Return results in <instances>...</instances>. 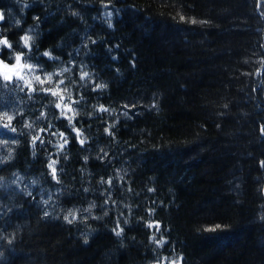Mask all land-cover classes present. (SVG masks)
<instances>
[{"label": "trees", "instance_id": "16d2710c", "mask_svg": "<svg viewBox=\"0 0 264 264\" xmlns=\"http://www.w3.org/2000/svg\"><path fill=\"white\" fill-rule=\"evenodd\" d=\"M259 12L264 0H0L13 44L0 58L23 52L34 70V91L15 75L0 87L16 128L0 118V264H264Z\"/></svg>", "mask_w": 264, "mask_h": 264}, {"label": "snow or ice", "instance_id": "6c2138e0", "mask_svg": "<svg viewBox=\"0 0 264 264\" xmlns=\"http://www.w3.org/2000/svg\"><path fill=\"white\" fill-rule=\"evenodd\" d=\"M105 7H107V5H105ZM262 15H264V12L261 13ZM4 19V14L0 13V21H2ZM181 20H184L185 17L183 15L180 16ZM20 21L17 20L16 24H19ZM191 23L195 24L197 23V21L195 19L191 20ZM199 23H207L206 21H199ZM33 37L30 35H25L21 37V40L23 41V44L25 47L29 46V41L32 40ZM3 49H9L12 50L13 49V44L9 41V39L7 38V36L4 35H0V57H2L3 55ZM44 56L49 57L50 59H56L53 58L50 54V52H44L43 53ZM24 56L23 52H17L15 53V64H10V62H6L3 58H0V77H2V79L6 82L4 85H0V87H7L9 83L12 82V77L13 75L16 76V78L18 80H23L24 77L20 75V72L18 71V69H23V68H28V69H32L33 65L31 64H22L21 60L22 57ZM65 71H68V69H65ZM89 74L87 72L82 73L81 75V79L83 80L85 77H87ZM35 79L37 81H39L41 84L45 83V80H41V78L39 76H36ZM46 80L50 81L51 80V76H48L46 78ZM26 84H28V90L34 91V89H32L31 84L28 81H25ZM60 83H63V81H60ZM107 85L104 84H97L96 88H104ZM21 91H23V89H21ZM44 91L46 92H51L52 96H59L60 100L63 101L64 97L62 95H60V92L57 90H53V89H44ZM125 107H127V105H125ZM152 108H156V104H153L151 106ZM56 108H61V103H57L56 104ZM64 110H66L67 112H72L73 109L68 105V104H64L63 105ZM100 111H108V109L103 108V106H101ZM43 115V113L41 114ZM61 115H64V112L62 111ZM124 116L128 117V113L125 112ZM0 118H6L8 120L9 123L4 124L3 127L4 128H9L11 132L15 133L16 132V128L14 127H10L11 121L13 119L12 116H8L7 113H4L3 117ZM131 118V117H129ZM67 119L69 120V124L72 123V118L71 117H67ZM29 127H31V125H29ZM73 127V131L76 133V137L77 139L80 138L81 133L80 130L77 129L74 125ZM41 131H44V129H41ZM106 132H108V129H105ZM261 134L264 135V128H261ZM61 139L63 140V143L59 145L60 149H63L64 145H66L68 143V139L65 137V134L63 132H61L60 134ZM37 140H40L41 144H43V140L39 137V136H34L33 137V144L36 143ZM80 143L83 145L84 140L80 139ZM4 161L0 160V163H3ZM57 163L56 160H52L49 164L48 167L51 169V174H52V179L53 180H57V173H56V168L54 167V165ZM261 167H264V161H261ZM57 182H59L57 180ZM108 183H111V181H108ZM149 191H152V189H149ZM45 204H48V200L44 201ZM95 207V204L91 205L89 209H84L83 211L86 212H90L91 208ZM80 211V210H77ZM107 215V213H105ZM45 216H48L49 213L45 212L44 213ZM69 216H71V219H69ZM69 216H65L64 219L71 224L74 220H76V214L75 212H69ZM95 219H100V217H95ZM126 223V221H125ZM154 225L149 224L148 227H153ZM155 227L159 228V225H155ZM225 227V226H224ZM117 228L119 229V231H116V235L119 236L121 235V232L123 231V229L120 227V224L117 223ZM223 227H211V228H205L204 231L206 232H216L217 230L222 229ZM85 243H87V240H85ZM165 243V241L160 240L157 241V245L158 246H162ZM172 264H177V262L173 261Z\"/></svg>", "mask_w": 264, "mask_h": 264}, {"label": "rangeland", "instance_id": "374dc122", "mask_svg": "<svg viewBox=\"0 0 264 264\" xmlns=\"http://www.w3.org/2000/svg\"><path fill=\"white\" fill-rule=\"evenodd\" d=\"M20 74L24 77L26 81H29L34 76V70L26 68V72H20Z\"/></svg>", "mask_w": 264, "mask_h": 264}, {"label": "clouds", "instance_id": "9594fccd", "mask_svg": "<svg viewBox=\"0 0 264 264\" xmlns=\"http://www.w3.org/2000/svg\"><path fill=\"white\" fill-rule=\"evenodd\" d=\"M215 227H224V225H221V224L217 223V224L215 225ZM6 239H7V238H6ZM8 243L11 244V243H12V240H11V239H8Z\"/></svg>", "mask_w": 264, "mask_h": 264}]
</instances>
